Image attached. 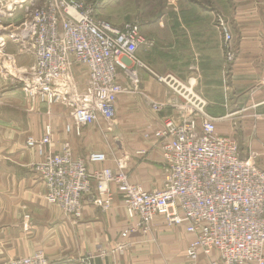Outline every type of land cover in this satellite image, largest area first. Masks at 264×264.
Wrapping results in <instances>:
<instances>
[{"label":"crops","instance_id":"0c3cea01","mask_svg":"<svg viewBox=\"0 0 264 264\" xmlns=\"http://www.w3.org/2000/svg\"><path fill=\"white\" fill-rule=\"evenodd\" d=\"M219 1L221 8L227 6L228 14L231 2L235 4L232 17L241 39L232 40L234 62L225 65L221 37L208 16L205 38H198V27L193 26V40L156 42L158 51L153 48L154 40L141 46L136 56L142 66H133L140 83L134 92L117 97L115 113L124 116L108 128L110 131L101 120L84 128L80 136L66 134L64 127L70 122L66 108L41 103L39 98L22 101L21 94L8 104H14L18 113L13 114L18 115L8 113L0 119V264L38 253L47 264H81L89 257L90 264H209L218 257L213 252L210 258L199 254L194 261L188 259L186 249L193 236L183 226L166 225L162 216H156L147 231L138 228L123 237L137 220L127 217L113 185L107 211L91 206L89 198H84L82 212L75 217L49 205L43 198L45 188L33 170L44 155L28 148L26 141L29 137L40 139L49 125L51 142L44 154L57 153L67 143L75 158L86 159L93 152L108 157L102 164L89 166L90 171L115 170V161L122 158L131 184L144 191L160 189L164 172L154 132L163 116L176 117V107L184 103L156 80V76L169 75L181 93L186 91L203 102L206 113L216 119L217 134L234 139L241 158L254 154L264 169V0ZM204 10L213 12L209 6ZM199 13L197 10L195 15ZM162 44L175 46L176 57H168L169 48H160ZM155 53L163 55L164 62L155 63ZM117 73L118 82L128 88L122 70L118 68ZM72 75L82 90L86 68L74 65ZM151 102L160 103L162 110L154 111Z\"/></svg>","mask_w":264,"mask_h":264},{"label":"built area","instance_id":"2783aa9c","mask_svg":"<svg viewBox=\"0 0 264 264\" xmlns=\"http://www.w3.org/2000/svg\"><path fill=\"white\" fill-rule=\"evenodd\" d=\"M31 5L33 0L28 1ZM94 8L76 0H45L32 8L15 38L33 60L23 72L27 93L49 105L69 111L66 134L80 136L82 130L103 121L112 125L115 104L122 93L134 92L140 79L133 66H142L137 50L148 42L136 23L121 27L97 20ZM215 25L222 38L225 65L236 57L226 21L216 15ZM74 65L84 66L87 79L82 90L72 75ZM121 69L128 88L118 82ZM184 100L176 117L163 116L154 137L164 172L160 189L144 191L131 184L125 173V159L115 161L116 169L89 170L102 164L105 155L89 153L75 158L67 143L57 153L47 152L51 127L45 125L40 139L29 137L26 146L44 160L34 167L45 186L46 201L69 216H78L84 198L90 205L107 211L115 186L126 215L137 222L122 233L145 231L156 216L168 226H183L193 236L186 249L192 261L199 254H218L209 264H264V169L254 154L239 156L237 142L217 134L216 119L209 116L202 101L181 93L172 76H156ZM160 112L163 106L151 102ZM9 264H47L40 253L11 260ZM81 264H90V257Z\"/></svg>","mask_w":264,"mask_h":264},{"label":"rangeland","instance_id":"374dc122","mask_svg":"<svg viewBox=\"0 0 264 264\" xmlns=\"http://www.w3.org/2000/svg\"><path fill=\"white\" fill-rule=\"evenodd\" d=\"M28 1L29 0H0V119H3L4 115L8 113H11L13 116L18 115L16 113L13 114L15 111L18 113L14 104L8 105L11 101L13 102V100L16 99L15 96L18 97V94H21L22 101L34 99L26 92L27 88L23 77V72L27 71L28 68L32 66L33 60L24 50L20 49V43L15 38L20 36L23 29L22 24L24 23L28 11L30 12L32 8H39L44 4L45 0H33L31 5ZM76 1H79L84 6L93 7L94 16L97 20L106 21L117 27H121L123 24L130 22L136 23L139 27L140 35L144 40L148 41L150 44L152 43L150 41L154 40L155 45L153 48L156 47L157 49L155 51H158L156 42L160 44L163 40H193L196 36L195 30L193 29L194 31H191L193 26L194 28L195 26L198 27V38H205V22H207L208 17L211 25L213 22V26L218 32L215 25L216 15H220L226 21L231 40L241 39L237 21L232 17V9L235 6L232 2L229 6L231 10L228 14V9H226L227 6L221 8L220 1L218 2V0H216L217 4L215 2L211 4L209 0ZM207 6L213 10L211 14L205 12L206 10H204V7ZM197 10L201 12L198 16L195 15ZM222 10L224 11L222 12ZM197 21L198 23L196 24L195 22ZM218 34L220 35L219 32ZM159 47L164 49L165 47L169 48L168 53H170V55H168V57H176L174 53L175 46L170 44L165 46L162 44ZM153 60H155V63L159 64L164 62V57L163 55L159 56V54L155 53ZM40 102L45 103L42 101ZM123 116L124 114L122 113H115L112 126H115L114 124L122 119ZM108 128L109 126L105 124V129L109 130ZM111 133H113V129ZM34 172L39 183L45 188L39 177V173L36 171ZM43 198L46 201V193H44ZM48 204L52 205L50 203ZM62 212L66 214L63 210Z\"/></svg>","mask_w":264,"mask_h":264},{"label":"bare ground","instance_id":"6f19581e","mask_svg":"<svg viewBox=\"0 0 264 264\" xmlns=\"http://www.w3.org/2000/svg\"><path fill=\"white\" fill-rule=\"evenodd\" d=\"M42 156H43V155H42ZM105 157H106V155H105ZM106 159H107V157L105 158V161H106ZM105 161H104V162H105ZM105 168H107V167H105ZM109 169H110V168H109ZM111 170H112V169H111ZM127 179H128V177H127ZM128 181H129V180H128Z\"/></svg>","mask_w":264,"mask_h":264}]
</instances>
